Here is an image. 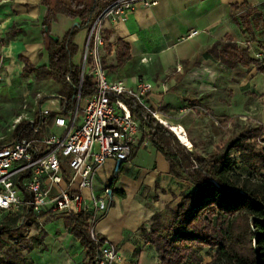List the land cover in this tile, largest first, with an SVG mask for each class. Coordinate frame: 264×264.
<instances>
[{"label": "crops", "instance_id": "1", "mask_svg": "<svg viewBox=\"0 0 264 264\" xmlns=\"http://www.w3.org/2000/svg\"><path fill=\"white\" fill-rule=\"evenodd\" d=\"M152 1L154 6H137L125 21H107L104 61L109 77L129 85L135 80L152 83L155 91L149 104L169 124L187 132L192 154L209 155L229 139L224 140L222 133L237 126L264 125V73L258 66L229 67L209 53L216 44L231 41L264 66V0ZM244 5L255 10L246 25L239 20L246 15ZM45 15L43 0H0V74L4 79L23 75L21 57L36 68L47 62L42 38ZM61 17L66 19L65 27L58 33L55 27L61 26ZM59 18L51 25V33L62 39L79 21ZM119 41L129 50L119 47ZM134 149L120 169L110 160L99 171L96 190L110 184L113 202L98 231L121 253L119 264H161L149 239L153 221L167 209L176 212L182 196L193 187L171 174L170 162L148 137L141 136ZM44 229L48 233L44 246L26 256L33 264L89 262L62 217Z\"/></svg>", "mask_w": 264, "mask_h": 264}, {"label": "trees", "instance_id": "2", "mask_svg": "<svg viewBox=\"0 0 264 264\" xmlns=\"http://www.w3.org/2000/svg\"><path fill=\"white\" fill-rule=\"evenodd\" d=\"M114 1L117 0H43L46 15L42 38L47 62L36 68L27 58L21 57L25 64L22 77H35L37 82H54L59 87L61 115L65 118L76 107L81 82L82 68L74 64L78 49L74 36L77 29L89 30ZM244 7L247 8L246 15L239 20L246 25L255 10L247 5ZM234 8L238 10L241 6ZM60 16L77 20L79 24L55 42L51 38V25ZM46 27H49L48 32ZM118 46L129 50L122 41ZM209 53L229 67L258 66L264 73V66L258 59L231 41L216 44ZM95 92L92 79H85L82 97L87 98ZM49 99L40 101L39 110L35 113L36 124L23 121L16 126L9 144L41 137L40 108ZM133 111L141 124L148 127L146 137L170 162L171 174L193 187L191 192L182 196L176 212L167 209L153 221L149 239L159 254L161 264H202L205 257L211 259L208 264H264V127H244L212 153L203 156L190 153L168 128L142 109L134 107ZM57 115L54 113L53 117ZM233 151L238 155L237 161L231 159ZM135 152L133 149L132 155ZM242 167H246L247 172H243ZM258 174L260 178L255 179ZM49 217L52 215L35 216L26 210L19 218H5L0 227V264H33L24 252L30 253L44 246L48 233L41 220ZM61 217L71 235L87 252V264H97L98 248L90 239L86 218ZM28 227H34L40 233L31 240L23 238L24 249L20 245L15 246L1 255L5 239L14 234L23 236ZM205 251L206 256H203Z\"/></svg>", "mask_w": 264, "mask_h": 264}, {"label": "built area", "instance_id": "3", "mask_svg": "<svg viewBox=\"0 0 264 264\" xmlns=\"http://www.w3.org/2000/svg\"><path fill=\"white\" fill-rule=\"evenodd\" d=\"M155 4L152 0L111 3L88 31L74 111L68 118L63 117L60 101L58 106L54 104L56 110L41 107V137L21 139L0 148V227L5 218H19L26 210L35 216H84L90 239L98 248L97 264L122 261L117 247L103 240L98 231L100 222L111 208L113 188L105 184L97 192L96 183L99 171L108 161L115 160L120 169L130 161L141 136L149 133L133 108L142 109L190 149L183 140L188 139L187 132L184 129L177 132L164 121H167L166 117L149 104L155 91L152 83L135 80L129 85L124 80L113 81L105 66L107 21L114 24L125 21L137 6L149 8ZM87 78L92 79L96 92L83 98L81 92ZM3 79L0 74V82ZM35 113L31 118L17 120L16 126L23 121L36 124ZM54 113L58 115L53 117Z\"/></svg>", "mask_w": 264, "mask_h": 264}, {"label": "rangeland", "instance_id": "4", "mask_svg": "<svg viewBox=\"0 0 264 264\" xmlns=\"http://www.w3.org/2000/svg\"><path fill=\"white\" fill-rule=\"evenodd\" d=\"M62 21H66L64 18H59L58 23L61 25L56 26L58 33L63 31L65 27ZM56 25V24H55ZM78 24L74 23L71 28H75ZM64 26V27H63ZM59 27V28H58ZM88 31L86 29H77V33L74 36V43L77 46V52L74 57V64L82 68V58L85 52V47L88 39ZM58 37V36H55ZM7 65V62H4ZM4 68H2L3 70ZM59 87L52 81L37 82L35 77L23 78H11L6 76L2 82H0V147L6 146L10 143L16 121L22 118L25 120L31 118L35 111L38 109L40 101L44 98H50L43 107L45 109L56 110V107L51 102L58 105L60 96H58ZM27 107L24 109V107ZM241 126L223 132L222 138H231L240 132ZM232 161H237L238 155L236 151L231 152ZM243 172H247L246 167H242ZM259 174L255 176V179H259ZM61 220V215H52V217L46 220H41L42 227L44 228L48 223L55 224ZM47 222V223H46ZM58 226H55L57 228ZM52 227H49L51 229ZM59 228V227H58ZM40 231L34 227H28V230H24L23 236L14 234L12 237L6 238L4 242V250L1 255L5 252L11 251L12 247L21 246L22 249L26 247L23 244V238L31 240L34 236L38 235ZM24 255L27 256L28 252L25 251ZM206 256V251L202 253ZM211 261L210 257H205L202 264H208Z\"/></svg>", "mask_w": 264, "mask_h": 264}, {"label": "bare ground", "instance_id": "5", "mask_svg": "<svg viewBox=\"0 0 264 264\" xmlns=\"http://www.w3.org/2000/svg\"><path fill=\"white\" fill-rule=\"evenodd\" d=\"M164 121H165L168 125H170L171 127L175 128V130H176L177 132L183 131L182 128H180V127H175L174 125L169 124L166 120H164ZM183 140H184V142L186 143L187 147L192 148V144L190 143V141H189L188 139L183 138Z\"/></svg>", "mask_w": 264, "mask_h": 264}, {"label": "water", "instance_id": "6", "mask_svg": "<svg viewBox=\"0 0 264 264\" xmlns=\"http://www.w3.org/2000/svg\"><path fill=\"white\" fill-rule=\"evenodd\" d=\"M78 26V25H77ZM45 31L48 32L49 31V27H46L45 28ZM51 38L55 41V42H58L59 41V38L58 37H55L53 35H51Z\"/></svg>", "mask_w": 264, "mask_h": 264}]
</instances>
